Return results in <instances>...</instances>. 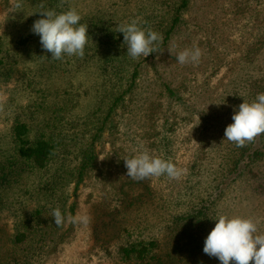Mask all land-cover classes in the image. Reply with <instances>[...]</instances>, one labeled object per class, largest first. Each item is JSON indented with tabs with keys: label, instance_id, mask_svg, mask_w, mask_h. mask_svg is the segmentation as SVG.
<instances>
[{
	"label": "rangeland",
	"instance_id": "1",
	"mask_svg": "<svg viewBox=\"0 0 264 264\" xmlns=\"http://www.w3.org/2000/svg\"><path fill=\"white\" fill-rule=\"evenodd\" d=\"M181 1L73 0V6L89 26L88 35L96 31L94 22L101 19L111 18L108 23L112 25L122 17L123 22L129 23L151 14L163 22L152 30L165 29V32L174 17L172 6L176 3L178 7ZM41 3L50 9V0H22L21 9H13L12 0H0V49L9 51L7 59L0 53V141L5 145L19 120L34 122L39 129L46 125L44 117L51 114L54 103L67 99L66 92L84 93V87L94 88L99 79L94 59L86 61V52L91 57L94 37L88 36L83 58L76 56L74 69L70 71L72 60L62 65V60H53L51 53L41 50L40 36L31 31L34 22L43 18L38 13ZM136 6L140 8L135 12ZM261 12L264 15V0H192L189 8L182 10V21L172 32L168 45L149 58L144 57L136 88L108 118L96 142L97 159L85 180L77 189L72 184L70 201L76 204L74 216H87L89 222L73 223L69 219L58 228L52 220L50 228H57L60 243L55 242L53 235L47 236L53 240L46 238L40 264H135L124 260L119 248L141 238L167 241L168 224L176 213L183 212V208L174 210L179 202L197 203L200 199L216 197L217 217H250L258 222L259 230L263 229L264 160L255 163L253 171L235 181L227 179L218 187L213 172L226 152L228 140H224L212 122L227 103L232 105L237 100V89L248 70L243 56L261 32L255 19ZM112 28L116 29L113 25ZM163 33L160 31L162 36ZM193 46L202 50L200 62L179 64L177 54ZM8 73L12 75L10 78L6 76ZM38 85L45 91L35 94L34 88H40ZM33 99L38 101L36 105L31 103ZM93 99L83 95L80 114L91 113L95 106ZM244 99L238 103L242 104ZM29 104L38 105V111L33 107V112L27 110L23 114ZM208 127L211 129L207 130ZM168 140L171 161L186 170L180 180L161 176L136 181L127 177L124 159L144 149L169 160L165 147ZM208 142L209 147L205 146ZM198 157L203 170L196 166ZM36 201H31L26 210L32 211ZM19 215L22 216L19 205L0 208L2 264L15 257V248L9 239L19 223ZM61 232L64 235L60 236ZM37 244L43 246V242L36 240L21 245L18 255L27 256Z\"/></svg>",
	"mask_w": 264,
	"mask_h": 264
},
{
	"label": "trees",
	"instance_id": "2",
	"mask_svg": "<svg viewBox=\"0 0 264 264\" xmlns=\"http://www.w3.org/2000/svg\"><path fill=\"white\" fill-rule=\"evenodd\" d=\"M191 2L192 0H182L178 7L174 3L172 6L174 17H172L169 29L165 32V29L154 30L158 33L164 32L163 42L158 45L159 49L168 45L167 42L171 38L172 32L182 21V10L188 9ZM49 5L50 9H55L57 13L75 8L73 0H66L64 3L62 0H50ZM249 6H252V3H249ZM138 8L140 6H136L135 12ZM76 10L78 12V9ZM141 10L143 14H146L144 9ZM144 18L139 20V23L145 29H154L158 23H163L154 14ZM109 19L111 18L101 19L98 23L94 22L96 31L88 35L94 37V44L91 45V53H89L91 57L85 51L86 61L92 62L94 59L97 66L99 82L97 81L96 85L98 88L96 85L94 88L84 87V93L81 94L79 90L72 91L71 94L66 92L67 99L64 102H55L53 109L50 108V115L45 113L46 125L37 129L34 122L28 123L19 120L11 129L12 135L8 144L5 145L0 141V208L7 206L12 208L19 205L22 211L15 232L9 239L15 248V257L13 260L7 261V264H40L44 257V249H46L47 236L53 235L55 242L58 240L57 228L54 226L50 228V223L54 220L53 210L59 208L65 216L63 226L74 216L76 204L70 201L74 190L72 184L77 189L85 180L88 170L97 159L96 142L99 140L108 118L115 108L123 104L126 95L137 86L140 66L146 59L141 56L134 60L127 55L123 33L118 32V26L127 23L123 22L124 18L114 20L112 25L116 29H113L112 25L108 23ZM255 19L258 22L257 25H260L261 32L248 45L243 56L246 65H248L246 79L237 89L235 95L237 100L232 105L227 103L224 109L217 113V119L212 121L213 124H216L215 129L224 137L226 127L233 123L234 110L238 109L240 105L238 100L246 97L248 102H253L258 94L264 93V15L262 12ZM80 23L86 24L84 20H81ZM21 41L23 39L19 42ZM86 50L88 51L89 47ZM0 53L4 59L9 57V51L3 47L0 49ZM152 55L153 53L147 58ZM64 58L66 61L62 59V65L71 63L72 60L73 62L69 65L71 68L68 70H73L75 64L73 59H76V56L65 55ZM54 68H59V66H54ZM73 72L71 71V74ZM6 76L10 78L12 75L10 76L8 73ZM38 87L40 88L37 86L34 88L35 94L45 91L41 85ZM85 94L93 96L95 106L91 113L80 114L83 112L80 108L82 106L80 99ZM31 103L36 105L38 101L33 99ZM33 107L29 104L28 107L23 108L22 113L33 112ZM47 108L45 105L44 109ZM79 108L80 110H77ZM34 111H38V105L34 107ZM72 129L76 130L72 132ZM209 129L211 127L207 128V130ZM77 131L87 134L82 136ZM165 143L168 159L171 160L169 156L172 151L170 141ZM209 144L210 142L205 146L209 147ZM198 160L199 157L195 163ZM261 160H264V134L257 136L245 147H237L228 141L226 152L218 168L213 172L218 187H221L227 179L235 181L240 175L253 171L255 163ZM243 165L244 167H242ZM196 166H200L203 170L201 161H198ZM210 195L213 196L211 193ZM34 200H37V206L32 211L26 210L28 204ZM216 201V197H213L206 201L200 199L197 203L195 201L189 204L176 203L174 210L183 208V212L176 213L168 224L167 241L164 242L156 237L137 239L119 248L123 259L135 264H183L184 261L186 264H220L217 258L210 257L203 251L205 239L216 223L217 215L214 209ZM259 231L264 233V221L263 229ZM64 233L61 232L60 236ZM35 240L43 242V246L37 244L34 247V252L29 251L25 257L18 255L21 245H29ZM57 243L60 241L58 240Z\"/></svg>",
	"mask_w": 264,
	"mask_h": 264
},
{
	"label": "clouds",
	"instance_id": "3",
	"mask_svg": "<svg viewBox=\"0 0 264 264\" xmlns=\"http://www.w3.org/2000/svg\"><path fill=\"white\" fill-rule=\"evenodd\" d=\"M12 8L21 9L22 0H12ZM39 8L38 13L43 18L34 22L31 31L40 36L43 50L51 53L53 60H62L65 55L83 58L89 26L80 23L82 17L77 10L71 8L57 13L55 9L46 8L43 3ZM118 32L123 33L127 55L134 60L159 51L158 45L163 40L162 34L141 27L136 19L120 24ZM201 56L202 50L193 46L180 51L176 59L181 65L198 64ZM232 120L233 123L225 129L224 140L227 139L237 147H245L257 136L264 134V93L258 94L253 102L244 99L238 109L234 110ZM124 161L127 177L136 181L161 176L180 180L186 172L171 160L154 156L147 149ZM52 217L57 227L65 223V216L59 208L53 210ZM70 219L73 223L87 224L90 218L77 214ZM215 221V227L205 239V254L217 258L220 264H264V233L259 231L256 220L219 215Z\"/></svg>",
	"mask_w": 264,
	"mask_h": 264
}]
</instances>
